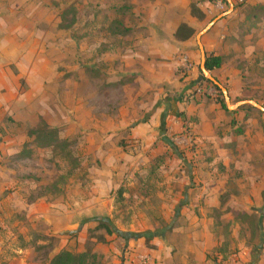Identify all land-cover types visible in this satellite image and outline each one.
Masks as SVG:
<instances>
[{
	"label": "rangeland",
	"instance_id": "374dc122",
	"mask_svg": "<svg viewBox=\"0 0 264 264\" xmlns=\"http://www.w3.org/2000/svg\"><path fill=\"white\" fill-rule=\"evenodd\" d=\"M23 1H5L0 40L18 47L12 54L25 64L21 71L12 64L11 71L25 94L26 125L22 130L12 120L15 112L1 115L9 128L0 130V143H27L22 153L30 162L14 170L25 188L72 204V225L58 220L53 236L40 225L39 236L31 235L40 244L25 252V263L50 264L61 252L89 249L100 264H264V113L248 103L224 111L228 120L233 115L232 131L225 133L237 140L206 149L180 143L179 135L162 143L158 123L153 132L134 137L132 129L150 117L128 113L125 87L114 92L102 85L100 76L112 75L111 63L100 61L104 53L90 34L103 15L112 17V4L102 15L95 1ZM21 8L34 18H11ZM247 79L252 97L229 99L230 105L251 101L264 109V60ZM120 104L126 113L116 116ZM92 198L102 209L85 216L81 199Z\"/></svg>",
	"mask_w": 264,
	"mask_h": 264
},
{
	"label": "crops",
	"instance_id": "0c3cea01",
	"mask_svg": "<svg viewBox=\"0 0 264 264\" xmlns=\"http://www.w3.org/2000/svg\"><path fill=\"white\" fill-rule=\"evenodd\" d=\"M5 1L0 0V10ZM92 1L99 4L98 10H102V15L105 14V4H112L108 9L112 11V17L103 15L105 22L102 20L90 30V34L97 36V48L104 53L100 61L110 60L111 63L112 75L107 78L101 75L102 85H107L114 92L125 87L128 113L150 117L148 122L132 129L134 137L153 132L155 123H158L156 130L162 143H173L171 137L179 135L176 140L180 143L193 141L206 149L208 143L237 140L234 137L229 140L225 133L230 129L228 124L233 115L228 120L211 89L203 84L202 78H205L200 71L201 52L197 36L208 28L200 36L205 58L218 56L224 59L223 65L209 75L226 89L228 98L250 99L253 94L247 86L249 69L260 66L264 60V0H84L91 4ZM15 6L19 8V5ZM106 14L109 16V12ZM223 14L226 15L217 19ZM28 15L22 8L10 13L11 18L21 20ZM29 16L34 18L33 13ZM3 20L0 11V21ZM98 20H101L99 16ZM2 40L0 117L15 112L12 120L21 122L23 130L26 121L21 116L24 114L25 94L19 92V77L13 75L11 66L14 64L21 71L25 64L12 54L19 48ZM37 62L35 60L34 66ZM186 66L190 69L186 70ZM201 87L206 94L200 93L195 99H188V93ZM114 108L116 116L126 113L124 110L127 109L121 104ZM2 121L0 118V130L8 131V123ZM190 134L192 140L187 138ZM26 144L0 143V264H13L12 260L26 264L25 252H35L40 244L31 237L39 236L40 225H46V236L57 234L54 228L58 220L72 225V204L66 203V198L53 201L39 198L25 188L21 182L23 175H16L20 179H15L14 170L18 169V163L30 162L31 159L28 153H22ZM81 204L79 211L85 216L89 211L102 209L94 198L91 203H83L81 199ZM83 231L79 232L80 239ZM156 244L161 247L157 252L160 254L162 242Z\"/></svg>",
	"mask_w": 264,
	"mask_h": 264
},
{
	"label": "trees",
	"instance_id": "16d2710c",
	"mask_svg": "<svg viewBox=\"0 0 264 264\" xmlns=\"http://www.w3.org/2000/svg\"><path fill=\"white\" fill-rule=\"evenodd\" d=\"M222 3L227 5L225 2H222ZM223 62H224V59L221 57L208 56L205 58V62H204L205 71L208 73H212L213 71L218 70L223 65ZM202 80L207 86H209V85L212 86V88L216 92H218L219 95L221 96L220 91L216 87H214L207 80H205L203 78H202ZM187 96H188V99L189 98L195 99L197 97V95L194 92L188 93ZM216 103L219 104L220 108L223 111L230 112L227 110L223 101L216 100ZM230 124H233V122H231ZM99 228L104 229L107 235H110L113 232V231L109 230L107 228V226H105V225H101ZM150 235L151 234L145 235V238H147V239L151 238L152 235L151 236ZM50 264H100V263L97 261L96 255L91 253L90 250L88 249L84 253H80V254H73V253L66 252V251L61 252L50 261Z\"/></svg>",
	"mask_w": 264,
	"mask_h": 264
},
{
	"label": "water",
	"instance_id": "95a60500",
	"mask_svg": "<svg viewBox=\"0 0 264 264\" xmlns=\"http://www.w3.org/2000/svg\"><path fill=\"white\" fill-rule=\"evenodd\" d=\"M232 9V8H231ZM224 15L226 14H223L221 16H219L217 19H220L222 18ZM216 19V20H217ZM215 21V20H214ZM213 21V22H214ZM208 29V28H207ZM205 29L203 32H201L198 36H197V42H198V45H199V48H200V52H201V67H200V71L203 75V77L209 82L211 83L214 87H216L221 95L223 96L224 98V101H225V106L227 108L228 111H232V110H235L237 109V107H239L240 105L242 104H245V103H248L250 105H252L253 107L257 108L259 111L263 112L264 113V109L261 108L260 106H258L257 104L253 103V102H242V103H239V104H236V105H230V100L228 98V95H227V92H226V89H224L218 82L215 81L214 78H212L208 72L205 71V68H204V62H205V56H204V53L202 51V48H201V45H200V36L207 30Z\"/></svg>",
	"mask_w": 264,
	"mask_h": 264
},
{
	"label": "built area",
	"instance_id": "2783aa9c",
	"mask_svg": "<svg viewBox=\"0 0 264 264\" xmlns=\"http://www.w3.org/2000/svg\"><path fill=\"white\" fill-rule=\"evenodd\" d=\"M185 69H186V70H189L190 67H189V66H186ZM195 92H196L197 94H200V93H201V88H200V89H196Z\"/></svg>",
	"mask_w": 264,
	"mask_h": 264
}]
</instances>
